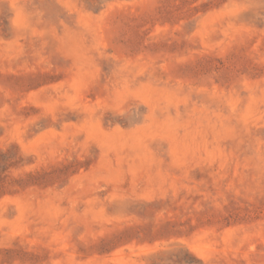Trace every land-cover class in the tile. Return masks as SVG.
Segmentation results:
<instances>
[{"label": "rangeland", "instance_id": "obj_1", "mask_svg": "<svg viewBox=\"0 0 264 264\" xmlns=\"http://www.w3.org/2000/svg\"><path fill=\"white\" fill-rule=\"evenodd\" d=\"M0 264H264V0H0Z\"/></svg>", "mask_w": 264, "mask_h": 264}]
</instances>
